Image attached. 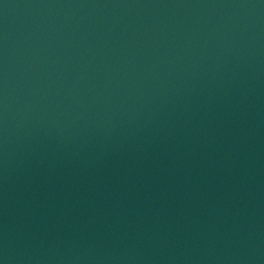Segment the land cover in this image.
I'll return each instance as SVG.
<instances>
[{"label": "water", "instance_id": "95a60500", "mask_svg": "<svg viewBox=\"0 0 264 264\" xmlns=\"http://www.w3.org/2000/svg\"><path fill=\"white\" fill-rule=\"evenodd\" d=\"M0 264H264V0H0Z\"/></svg>", "mask_w": 264, "mask_h": 264}]
</instances>
